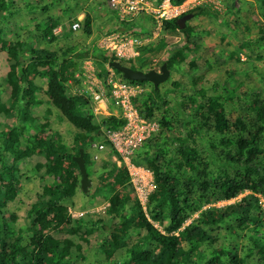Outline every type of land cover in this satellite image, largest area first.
I'll list each match as a JSON object with an SVG mask.
<instances>
[{"label": "trees", "instance_id": "obj_1", "mask_svg": "<svg viewBox=\"0 0 264 264\" xmlns=\"http://www.w3.org/2000/svg\"><path fill=\"white\" fill-rule=\"evenodd\" d=\"M184 1L170 0L173 5ZM230 2L226 25L244 34L238 47L264 60V44L259 42L264 39V0H254L261 20L253 37ZM80 13L84 16L75 31L71 24ZM187 13L219 18L206 5ZM180 16L161 21L154 45L162 51L171 48L163 61L169 71L175 64L196 70L195 61L187 60L193 31L188 24L180 29ZM135 19L120 22L114 12L102 13L97 2L88 0H0V54L8 61L0 75V115L16 121L7 128L0 121V264H264L262 91L244 86L233 77L238 73L234 70L228 71L221 91L192 75L187 92L178 81L155 88L148 81L125 79L115 69L120 81L147 88L131 101L142 117L159 125L131 157L134 165L153 174L154 188L143 206L127 166L117 164L119 152L102 130L121 128L126 119L112 112L96 120L91 98L69 90L68 81L77 82L75 75L85 60L92 61L95 75L106 85L107 65L117 60L82 39L98 30L101 21L116 22L112 32L133 29ZM181 34L185 41L177 43ZM151 50L147 46L139 59L122 63L154 69L146 57ZM217 50L212 53L215 61L223 54L240 61L223 43ZM43 78L45 89L39 83ZM36 92L76 129L70 144L56 130L41 136L42 126L35 121L31 125L38 132H27L25 120L31 105L38 103ZM92 141L107 143L106 157L88 159ZM80 149L88 177L95 179L93 190L84 195L108 203L98 217L70 215L69 202L81 178L73 157ZM29 157L37 159L36 171L46 187L37 191L24 223H18L7 205L23 177L18 163Z\"/></svg>", "mask_w": 264, "mask_h": 264}, {"label": "rangeland", "instance_id": "obj_2", "mask_svg": "<svg viewBox=\"0 0 264 264\" xmlns=\"http://www.w3.org/2000/svg\"><path fill=\"white\" fill-rule=\"evenodd\" d=\"M88 1L97 2L102 13L106 12L108 9L106 0ZM147 1L149 6L154 9L161 8L163 2H170V0H162L159 4H157L155 0ZM233 1V4L236 8L235 12L238 13L240 18L243 19L251 28V37H253L255 31L258 29L256 22L261 20L259 8L256 6L254 0ZM183 3V10L180 9L179 14H177L175 17H178L183 13H187L196 6L206 5L215 9L219 18H215L213 16H193L190 20L186 21L188 27L193 31V36H191V39L194 43H192L190 46L191 48L189 50L187 60H194L198 65V68L196 70H188L186 67H180L178 64H175L174 68L170 70L169 78L161 84V87L166 88L173 81H178L182 83L183 88L188 92L191 88V76L198 75L203 78V81L207 86L211 87L213 85L217 90L221 91L225 83L224 81L227 79L226 77L228 76V71L234 70L236 72L238 71V73L233 77L242 81L244 86L248 88H258L264 93V60H256L251 53H248L246 49H240L238 47V42L244 39V34H237L226 25V19L231 14V12H228V9L231 8L230 0H185ZM161 15L162 11L159 10L155 13L152 12L150 14L144 13L138 15L135 19L137 25L133 29L114 30L112 32L108 31L118 27L115 24L116 22L101 21L98 24V30H96L92 35L84 37L82 42L83 44L95 42V44L101 48L99 46L101 39L109 34L119 33L126 36L127 38H137L138 40L143 41V43H141L139 46H136V50L139 52V55L135 60L141 57L145 47L152 46L151 52L146 57L151 59V65L154 67V69L159 70L161 64L165 59H167L171 51L170 47L162 51L154 45L155 40H157L162 32L161 21L163 18ZM83 16L84 13H80L77 16V19L73 20L72 24L75 21H80ZM59 30L60 28L56 29V31ZM184 41L185 37L183 34H181L177 38V43H183ZM259 42L260 44H264V39L260 40ZM221 43L227 45L228 50L235 52V57L239 58L240 61L232 60L226 54L221 55L220 59L215 61L212 53L218 51V46ZM107 52L115 56L110 51ZM115 58L117 57L115 56ZM119 61L125 64L129 63L128 60ZM7 68L8 61L6 60L5 55L0 54V75L4 74ZM107 68L109 70V76L107 78V85L109 88L95 75L92 61L89 59L83 62L81 70L76 73L75 78L77 79V82L71 80L68 81L69 90L73 93L82 94L83 90L87 88L97 93H101L102 98H100V100H94L90 95H88V97L91 98L89 107L94 113L96 120H100L103 116L109 115L112 112H120L121 114L123 113L121 106L116 103V99L112 93V82L117 83L122 81L118 79V74L115 69L109 67V65H107ZM229 81H232V78ZM39 83L41 88L45 89L46 80L44 78L40 79ZM134 86L136 87L131 96L137 95L144 89H147L146 87L140 85ZM34 96L38 103L31 105L30 109L32 113L25 120L27 132L29 134L38 132L33 128V125H31V123L35 121L36 125L42 126V129L38 132L41 136H46L49 131L56 130L63 136L65 143L70 144L72 135L76 129L69 125L63 116L54 107L47 103V98L43 93L36 92ZM130 102L132 108L136 112L135 118H137V130L143 129L144 138L141 144L134 148L131 154L127 155L119 152V159H114L118 165L124 163L127 166L130 175V181L133 184L135 193L138 196L141 204L145 206L148 197L154 188L153 174L149 169L143 166L134 165L131 162V157L135 150L140 148L143 142L149 136L159 130V125L155 119L149 120L142 117L137 108L133 105L131 98ZM0 121L4 122L3 125H5L6 128L10 127L12 124H16V121L13 118L6 120L3 115H0ZM104 128L105 127H103V129ZM92 142H90L88 148V159L92 158L97 160L100 157H106V153L109 151L107 143L99 142L102 143L104 147L97 148L91 144ZM18 165L21 169L23 177L20 180L16 196L8 203L7 208L18 215V223H24L25 213L31 201L34 199L37 191L45 188L46 184L41 180L40 173L36 171L37 159L35 157H29L19 161ZM80 180L81 178L79 177L77 179L79 188L69 202V211L71 217H79L85 213H91L94 217L102 215L108 203L101 197H98L94 200H92L90 197H86L81 189ZM94 182L95 179H91V186L88 188V191L93 190ZM241 196L242 195L230 201L219 202L218 205L234 202ZM261 203L264 208V199L261 200ZM260 233L264 235V224L260 229Z\"/></svg>", "mask_w": 264, "mask_h": 264}, {"label": "built area", "instance_id": "obj_3", "mask_svg": "<svg viewBox=\"0 0 264 264\" xmlns=\"http://www.w3.org/2000/svg\"><path fill=\"white\" fill-rule=\"evenodd\" d=\"M109 10L114 12L120 22H129L135 19L138 15L152 12L162 11L163 19H171L179 14V10L184 7V3L181 5L173 6L169 1L163 2L161 8L154 9L149 6L147 0H106ZM183 10V9H182ZM73 30L80 28L79 21H75L71 25ZM143 41L137 38H127L119 33L109 34L103 37L99 43V46L113 53L118 60H135L139 55L136 50V46H139ZM112 93L116 99V103L121 106L123 111L122 117L126 119V124L122 128L112 129L105 127L103 133L106 139L112 144V146L118 150V152L124 154H131L134 148L141 144L143 141V129L137 130V118H135L136 112L132 108L130 98L136 86L134 84L126 82H112ZM90 95L94 100H100L102 98L101 93L92 91L91 89H84L83 93ZM131 96V97H130ZM94 147L103 148L104 145L97 141L91 143Z\"/></svg>", "mask_w": 264, "mask_h": 264}, {"label": "water", "instance_id": "obj_4", "mask_svg": "<svg viewBox=\"0 0 264 264\" xmlns=\"http://www.w3.org/2000/svg\"><path fill=\"white\" fill-rule=\"evenodd\" d=\"M193 16H194L193 13H186L183 16H180L177 19V23L180 29L184 28L186 25V21L190 20ZM108 65L109 67H112L117 71H119L125 79H131L135 81L136 80L148 81L151 82L155 88H158L159 85L165 82L170 76V71L167 67L166 62H163L161 64L159 70L151 69L148 71L133 69L131 67L124 65L119 60H112L109 62ZM73 160L77 163L79 167L81 174L80 186L82 191L85 193L88 191V188L91 186V179L88 177V173L86 171L83 149L79 150V154L77 156H74Z\"/></svg>", "mask_w": 264, "mask_h": 264}]
</instances>
